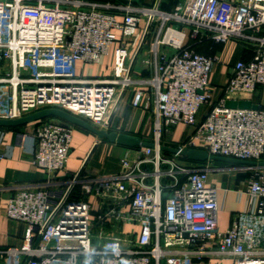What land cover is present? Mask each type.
Masks as SVG:
<instances>
[{
	"label": "built area",
	"instance_id": "1",
	"mask_svg": "<svg viewBox=\"0 0 264 264\" xmlns=\"http://www.w3.org/2000/svg\"><path fill=\"white\" fill-rule=\"evenodd\" d=\"M239 41L254 54L239 61L213 102L211 74L220 62L197 45ZM107 77L78 68L111 56ZM264 87V0H186L160 6L87 0H0V119L50 109L98 130L129 94L150 114L154 148H130L115 174L67 173L76 126L35 122L19 135L41 184L20 186L5 216L25 224L22 246L0 250V264H264V167H244L246 210L227 231L219 227L220 193L214 175H229L181 152L264 163V107L229 109ZM204 119L199 115L203 108ZM191 129L174 141L178 127ZM7 132L0 129L1 146ZM162 146L179 151L165 153ZM226 193L228 190L225 191Z\"/></svg>",
	"mask_w": 264,
	"mask_h": 264
},
{
	"label": "crops",
	"instance_id": "2",
	"mask_svg": "<svg viewBox=\"0 0 264 264\" xmlns=\"http://www.w3.org/2000/svg\"><path fill=\"white\" fill-rule=\"evenodd\" d=\"M98 3L113 4H133L134 6H160L162 10L172 12L178 4L186 0H87ZM199 53L206 56L217 55L220 62L213 68L211 74V83L214 87L213 102L217 103L224 95V89L234 74V67L237 62L252 61L254 54L247 45L239 41H230L227 44L214 45L210 42L197 45ZM106 57L105 59H107ZM88 66L84 70L79 67L77 75L83 73L86 78L107 77L113 66L103 68V64ZM131 96L127 94L123 102L118 107L112 122V132L126 133L145 138L152 137L153 126L150 114L134 109L129 101ZM245 102H250L253 107H264V87L258 88L256 93ZM208 109L201 110L199 119L206 116ZM31 126V125H28ZM26 127V126H25ZM191 132V129L180 126L176 129L173 136L174 141H181ZM19 134L14 131H7L1 152L6 157L0 160V250L8 248H17L22 246L27 227L25 224L11 221L5 216L8 199L14 193L13 191L20 186H31L41 184L45 181V173L31 165V157L21 148ZM96 146L89 162L91 174H115L120 171V161L130 153V148L122 147L106 140H99L93 133L78 128L75 131L73 146L70 154V160L67 167V173L60 175L61 179H71L73 175L78 174L82 169L84 162ZM98 154L95 156V154ZM214 164V163H213ZM87 167V166H86ZM85 167V168H86ZM85 170V169H84ZM230 175V173H228ZM213 181H217L220 193V215L219 227L221 231H227L236 214L246 210L245 201H237V192L245 191L247 184L239 180L236 175H214ZM228 190L226 193L225 191Z\"/></svg>",
	"mask_w": 264,
	"mask_h": 264
},
{
	"label": "water",
	"instance_id": "3",
	"mask_svg": "<svg viewBox=\"0 0 264 264\" xmlns=\"http://www.w3.org/2000/svg\"><path fill=\"white\" fill-rule=\"evenodd\" d=\"M226 107L229 109H256L257 107H253L250 102L245 101H228L226 103ZM46 119H57L61 120L65 123L71 124L73 126H76L78 128L87 130L94 135L98 137V139L106 140L110 143L127 147V148H138V147H148V148H154V144L151 142H148L144 140L142 137L126 134V133H118V132H106L102 130H98L97 128L93 127L88 122L81 120L69 113H66L61 110L57 109H50L45 110L42 112H38L36 114H33L31 116L17 119V120H3L0 119V129H6V128H19L28 126L30 124H33L38 121L46 120ZM96 146L91 151L90 155L84 162V165L82 169L80 170L79 174H81L85 167L87 166L93 152L95 151ZM161 150L165 153L170 154H178L179 151L177 149L162 146ZM181 155L186 157L189 161L195 162V163H225V164H232V165H239L242 167H264V163H256V162H248V161H241L236 159H229V158H223L218 156H211L206 151L203 150H185L181 152Z\"/></svg>",
	"mask_w": 264,
	"mask_h": 264
},
{
	"label": "rangeland",
	"instance_id": "4",
	"mask_svg": "<svg viewBox=\"0 0 264 264\" xmlns=\"http://www.w3.org/2000/svg\"><path fill=\"white\" fill-rule=\"evenodd\" d=\"M112 56H113V51H112V54L111 56H109L107 59H105V63L103 64V68H107V67H110L111 66V60H112ZM112 128V127H111ZM14 132L18 133L19 135L23 134V135H32L34 133V125H31V126H24V127H21L20 129H17V130H14ZM112 132V131H110ZM152 137H153V134H152ZM98 154V152L95 154V156ZM212 165L216 166L215 164L211 163ZM225 166H222V167H217L219 168L221 171H227L230 173V175L228 176H235L241 180L242 182L244 181L245 184L248 180V177H249V172H247V169L242 167V166H239V165H232V164H225L223 163ZM91 169V166L90 164L87 165V167L85 168V170L83 171V175H86L89 173Z\"/></svg>",
	"mask_w": 264,
	"mask_h": 264
},
{
	"label": "trees",
	"instance_id": "5",
	"mask_svg": "<svg viewBox=\"0 0 264 264\" xmlns=\"http://www.w3.org/2000/svg\"><path fill=\"white\" fill-rule=\"evenodd\" d=\"M211 43V42H210ZM213 44V43H212ZM215 45V44H214ZM196 50L198 51L199 49L196 47ZM199 52V51H198ZM21 127L19 128H6V129H3L5 130L6 132L7 131H14V130H17V129H20ZM185 160L189 161L186 157H185ZM217 167H222V166H225L223 163H214Z\"/></svg>",
	"mask_w": 264,
	"mask_h": 264
}]
</instances>
